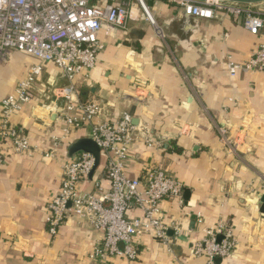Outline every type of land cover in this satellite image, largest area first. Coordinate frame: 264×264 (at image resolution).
<instances>
[{"label":"crops","instance_id":"0c3cea01","mask_svg":"<svg viewBox=\"0 0 264 264\" xmlns=\"http://www.w3.org/2000/svg\"><path fill=\"white\" fill-rule=\"evenodd\" d=\"M147 3L165 42L138 12L125 30L100 34L103 49L95 67L88 78L78 76L75 84L82 103L100 105L101 120H115L127 111L135 125L167 139L158 151L141 141L131 145L126 172L134 177L163 160L183 184L182 205L176 199L162 201L164 221L177 220L182 231L175 236L169 229L172 251L144 235L136 239V259L112 257L105 262L204 264V258L191 255L190 247L202 238V229L220 221L231 228L237 244L214 264H264V215L248 201L264 196V74L239 72L231 77L227 69L229 61H246L264 42V27L254 35L236 17L197 18L166 0ZM32 63L20 52L0 58V100L14 92ZM40 80L35 99L11 122L33 145L48 149L56 141L53 136H63V102L55 104L51 90L68 82L52 64L44 66ZM134 83L143 87L133 91ZM133 93L145 99L125 96ZM219 127L232 140L231 150L221 142ZM81 137H89L86 128L64 137L59 159L33 152L10 155L1 164L0 264H104L88 258L102 238L90 221L69 214L55 236L49 235L45 223L47 203L60 186L61 164L73 156L69 147ZM103 166L101 160L82 190H93L95 183L107 189ZM128 216H140V211L131 210Z\"/></svg>","mask_w":264,"mask_h":264},{"label":"built area","instance_id":"2783aa9c","mask_svg":"<svg viewBox=\"0 0 264 264\" xmlns=\"http://www.w3.org/2000/svg\"><path fill=\"white\" fill-rule=\"evenodd\" d=\"M166 1L197 18L211 19L218 14L239 18L243 27L254 35L264 27L262 4ZM138 12L165 42L166 36L155 23L147 0H0V58L10 52H20L33 60L24 78L15 85L14 92L0 100V166L13 154L37 152L46 159H59V142L76 130L86 128L100 148L104 161L102 175L108 187L105 189L95 183L93 190H82L81 185L93 170L95 159L86 152L74 154L61 164L60 186L47 203L45 223L49 235L55 236L69 214L90 221L101 231L102 238L88 253V258L104 264L112 257L136 259L140 252L136 239L144 235H151L172 251L169 229L175 236L182 231L177 220L164 221L162 201L176 199L182 205L183 184L166 169L163 160H155L134 177L126 172L131 145L141 141L147 148L158 151L163 150L167 139L154 137L147 126L135 125L133 116L127 111L115 120H101L100 105L92 101L82 103L75 84L78 76L88 78L95 67L103 49L100 34L125 30L129 21L136 20ZM46 64L54 65L68 82L51 90L54 103L63 102L59 114L63 136L58 139L53 136L56 141L48 149L33 145L11 122L14 114L35 99ZM227 69L231 77L239 72L264 74V42L258 44L246 61H229ZM142 87L134 83L132 89L137 91ZM136 94L125 96L145 99ZM218 130L221 142L231 150L233 142L226 136L225 128ZM135 209L140 211V216L129 217L128 212ZM202 233V238L191 245L190 253L193 257L204 258V264H214L215 258H227L236 247L233 231L223 222L205 227Z\"/></svg>","mask_w":264,"mask_h":264},{"label":"water","instance_id":"95a60500","mask_svg":"<svg viewBox=\"0 0 264 264\" xmlns=\"http://www.w3.org/2000/svg\"><path fill=\"white\" fill-rule=\"evenodd\" d=\"M217 1H222V2H231V3H236V4H241V5H260L264 4V0H217ZM43 91L40 90V93ZM47 98H50L47 96ZM135 123V121L133 122ZM78 152H86L90 153L94 159V167L93 170L90 173V176L93 174L95 169L99 166L101 163V152L99 146L96 144V142L90 138V137H81L71 143L68 153L69 155H74ZM251 204H255L259 206L260 213L264 215V196L261 195H256L254 198L248 200ZM220 239V236H218V240ZM220 258H215L214 262L219 263Z\"/></svg>","mask_w":264,"mask_h":264}]
</instances>
